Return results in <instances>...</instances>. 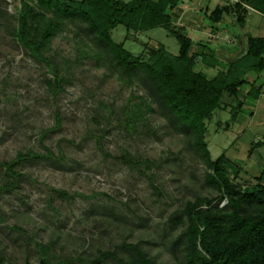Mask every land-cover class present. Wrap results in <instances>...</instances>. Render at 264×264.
<instances>
[{
	"label": "rangeland",
	"instance_id": "1",
	"mask_svg": "<svg viewBox=\"0 0 264 264\" xmlns=\"http://www.w3.org/2000/svg\"><path fill=\"white\" fill-rule=\"evenodd\" d=\"M23 1L61 24L44 51L54 72L14 35ZM226 1L184 0L172 8L173 28L187 31L195 51L220 60L201 65L210 78L245 53L248 33L264 34V15L253 11L244 28L235 12L213 28L208 16ZM87 27L56 17L37 0H0V264H119L102 253L128 257L133 253L125 243L176 263L183 245L174 247L172 240L187 224L173 215L186 221L182 210L199 195L216 197L220 207L227 203L206 183L212 170L191 136L174 129L139 78H121ZM112 35L145 59L159 44L173 54L180 49L162 27L133 32L119 25ZM254 81L259 98L245 84L237 96L226 93L205 121L212 158L227 156L229 176L243 188L264 178V76L255 74ZM28 151L48 157L8 168Z\"/></svg>",
	"mask_w": 264,
	"mask_h": 264
},
{
	"label": "trees",
	"instance_id": "2",
	"mask_svg": "<svg viewBox=\"0 0 264 264\" xmlns=\"http://www.w3.org/2000/svg\"><path fill=\"white\" fill-rule=\"evenodd\" d=\"M37 1L56 17L88 24L85 30L93 36L97 46L108 51L110 64L121 78H139L174 129L191 136L194 149L212 170L206 175V183L219 191V200L227 199V203L220 207L219 202L214 203L216 197L199 195L194 200H187L182 210L187 216L186 221L183 215H173L174 221L186 223L187 227L172 240L174 247L183 245V257L170 264H264V178L245 188L233 181L228 172L231 166L229 158L222 155L213 159L211 156L205 123L220 108L226 93L237 96L245 84H249L248 93L259 98L261 87L256 86L255 81L251 82V77L255 74L257 78L264 76V34L254 36L248 33L245 53L235 61L226 63L227 71H220L210 78L201 65L206 63L215 67L216 61L220 60L204 50L195 51V41L187 31L173 28L172 8L184 0ZM251 11L264 15V0H236L233 4L228 0L224 5H217L208 19L216 28L224 22V14L235 12L237 24L244 28ZM19 20L20 26L14 32L19 43L35 59L47 61L54 72L53 64L44 51L50 46L61 24L55 17L41 10L35 11L25 1L20 8ZM119 25L133 32L165 28L178 39L179 53L173 54L165 45L159 44L150 59L134 54L113 39L112 32ZM199 45L203 48L206 46L204 42H199ZM55 76L57 87L61 88L62 80L57 72ZM48 154L52 155L53 152L48 149ZM47 157L44 153L28 151L21 153L14 163L8 164V168L22 160ZM122 158L130 162L127 156ZM4 186L9 188L7 183ZM59 191L69 196L66 191ZM122 247L133 254L124 257L114 250L103 252L102 256H113L119 264H168L157 261L148 250L134 243H125Z\"/></svg>",
	"mask_w": 264,
	"mask_h": 264
},
{
	"label": "water",
	"instance_id": "3",
	"mask_svg": "<svg viewBox=\"0 0 264 264\" xmlns=\"http://www.w3.org/2000/svg\"><path fill=\"white\" fill-rule=\"evenodd\" d=\"M155 52V50L153 51V53ZM27 264H46L45 261H40L39 263H27Z\"/></svg>",
	"mask_w": 264,
	"mask_h": 264
}]
</instances>
